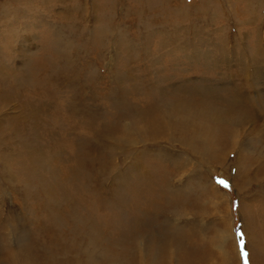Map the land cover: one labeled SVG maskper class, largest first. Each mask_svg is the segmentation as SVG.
I'll return each instance as SVG.
<instances>
[{
	"label": "rangeland",
	"instance_id": "374dc122",
	"mask_svg": "<svg viewBox=\"0 0 264 264\" xmlns=\"http://www.w3.org/2000/svg\"><path fill=\"white\" fill-rule=\"evenodd\" d=\"M246 261L264 0H0V264Z\"/></svg>",
	"mask_w": 264,
	"mask_h": 264
},
{
	"label": "bare ground",
	"instance_id": "6f19581e",
	"mask_svg": "<svg viewBox=\"0 0 264 264\" xmlns=\"http://www.w3.org/2000/svg\"><path fill=\"white\" fill-rule=\"evenodd\" d=\"M240 93H242V92H240ZM239 94V93H238ZM243 94V93H242ZM244 95V94H243ZM239 97H241V96H237V100H238V98ZM243 97V96H242ZM247 97V96H246ZM245 98V97H244ZM240 100H241V98L239 99V101L238 102H240ZM242 101L244 102V99H242ZM239 109V108H238ZM204 112H206V111H204ZM209 112V111H208ZM208 112H207V114H208ZM214 112V111H213ZM244 112V111H243ZM197 113V112H196ZM196 113H194V114H196ZM200 113H201V111H200ZM203 114H205V113H203ZM216 115H218V114H216ZM215 115V116H216ZM203 116V115H202ZM208 117H210V116H208ZM217 117V116H216ZM193 118V117H192ZM220 118V117H219ZM254 118V117H253ZM215 119V118H214ZM213 119V120H214ZM186 120V119H185ZM217 120V119H216ZM184 122V121H183ZM152 123H154V122H152ZM178 124H179V122H178ZM177 124V125H178ZM183 126V125H182ZM186 126L187 127H185V128H189L188 127V125L186 124ZM154 128V127H153ZM164 129H165V127H164ZM182 130V129H181ZM186 131V130H185ZM239 131V130H238ZM152 132V131H151ZM155 132V131H154ZM152 134V133H151ZM154 134V133H153ZM240 136V135H239ZM211 137H212V135H211ZM232 137V136H231ZM237 140V139H236ZM235 143V137L233 136V144ZM235 146V145H234ZM231 147H233V146H231ZM214 154V153H213ZM219 162V161H218ZM259 164V163H258ZM249 165V164H248ZM253 165V164H252ZM257 166V165H256ZM251 167V166H250ZM248 168V167H247ZM250 170V168H248V169H246V171L244 172V178H245V180H247V181H252L253 180V178H252V174H251V172L249 171Z\"/></svg>",
	"mask_w": 264,
	"mask_h": 264
},
{
	"label": "snow or ice",
	"instance_id": "6c2138e0",
	"mask_svg": "<svg viewBox=\"0 0 264 264\" xmlns=\"http://www.w3.org/2000/svg\"><path fill=\"white\" fill-rule=\"evenodd\" d=\"M217 183H218V184H221L222 186L227 187V184H226L225 181H223V180H217ZM238 235L240 236V242H241V243H244L243 235H242V234H239V233H238ZM245 255L247 256L248 254L245 253ZM246 264H247V261H246Z\"/></svg>",
	"mask_w": 264,
	"mask_h": 264
}]
</instances>
